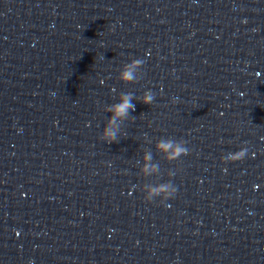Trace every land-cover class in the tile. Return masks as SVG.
<instances>
[{"label":"water","instance_id":"95a60500","mask_svg":"<svg viewBox=\"0 0 264 264\" xmlns=\"http://www.w3.org/2000/svg\"><path fill=\"white\" fill-rule=\"evenodd\" d=\"M246 1L0 0V220L105 143V107L158 97ZM137 58L141 79L119 81ZM133 103L122 128L148 106Z\"/></svg>","mask_w":264,"mask_h":264},{"label":"clouds","instance_id":"9594fccd","mask_svg":"<svg viewBox=\"0 0 264 264\" xmlns=\"http://www.w3.org/2000/svg\"><path fill=\"white\" fill-rule=\"evenodd\" d=\"M145 64L143 59H132L130 63L123 65L117 79L124 84H135L142 76V68ZM104 83L103 80L100 81ZM115 91V89H113ZM156 99V94L151 90L145 91L141 96L136 97L131 92H123L118 97V102L108 105L104 111L109 113V117L102 130L99 139L105 143L112 144L119 142L122 134V125L130 118V112L135 110L134 100L146 105H152ZM173 103L177 101L173 99ZM126 138V134H125ZM145 141L152 143L145 135ZM187 142L182 139L161 137L155 143V151L161 155L164 161L169 164L180 160L181 157L188 156L190 149L186 146ZM248 154L247 148H242L235 153H229L222 157L225 163L235 160H243ZM139 174L144 178L159 177L161 175V166L159 162H154L153 151L149 148L143 150L142 161L138 160ZM169 177L175 175L173 171L167 173ZM139 190L144 193V200L152 203L159 198V202L163 204L165 201L173 199L177 194V187L171 179L162 183H144L139 186Z\"/></svg>","mask_w":264,"mask_h":264}]
</instances>
